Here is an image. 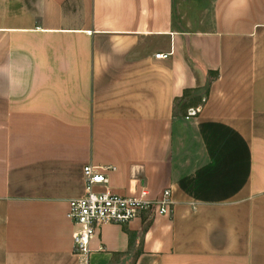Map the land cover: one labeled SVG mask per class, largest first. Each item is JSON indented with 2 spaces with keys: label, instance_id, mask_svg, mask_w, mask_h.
Segmentation results:
<instances>
[{
  "label": "crops",
  "instance_id": "0c3cea01",
  "mask_svg": "<svg viewBox=\"0 0 264 264\" xmlns=\"http://www.w3.org/2000/svg\"><path fill=\"white\" fill-rule=\"evenodd\" d=\"M86 165L174 201L89 264H264V0H0V264H85Z\"/></svg>",
  "mask_w": 264,
  "mask_h": 264
},
{
  "label": "built area",
  "instance_id": "2783aa9c",
  "mask_svg": "<svg viewBox=\"0 0 264 264\" xmlns=\"http://www.w3.org/2000/svg\"><path fill=\"white\" fill-rule=\"evenodd\" d=\"M170 55L171 53H160L157 54V58H168ZM111 170H115V167L86 165L84 168L86 194L70 201L67 215L77 226L73 234L74 250L85 264H89L90 261L92 241L104 225L129 224L144 211H152L159 215H168L173 211L171 188L164 190L157 199H153L145 187L133 196L121 195L112 191L109 186L107 172Z\"/></svg>",
  "mask_w": 264,
  "mask_h": 264
},
{
  "label": "water",
  "instance_id": "95a60500",
  "mask_svg": "<svg viewBox=\"0 0 264 264\" xmlns=\"http://www.w3.org/2000/svg\"><path fill=\"white\" fill-rule=\"evenodd\" d=\"M192 114H195V111H192Z\"/></svg>",
  "mask_w": 264,
  "mask_h": 264
}]
</instances>
